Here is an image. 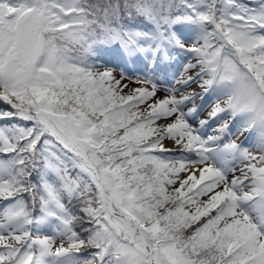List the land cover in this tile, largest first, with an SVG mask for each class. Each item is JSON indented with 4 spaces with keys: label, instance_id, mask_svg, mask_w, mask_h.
I'll list each match as a JSON object with an SVG mask.
<instances>
[{
    "label": "snow or ice",
    "instance_id": "1",
    "mask_svg": "<svg viewBox=\"0 0 264 264\" xmlns=\"http://www.w3.org/2000/svg\"><path fill=\"white\" fill-rule=\"evenodd\" d=\"M0 264H264V0H0Z\"/></svg>",
    "mask_w": 264,
    "mask_h": 264
}]
</instances>
